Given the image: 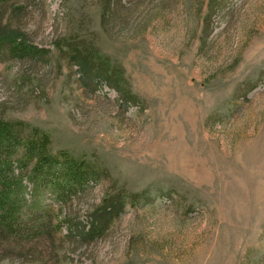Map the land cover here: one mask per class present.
<instances>
[{"label": "rangeland", "instance_id": "374dc122", "mask_svg": "<svg viewBox=\"0 0 264 264\" xmlns=\"http://www.w3.org/2000/svg\"><path fill=\"white\" fill-rule=\"evenodd\" d=\"M216 1L209 17L210 0L32 3L22 27L50 53L0 60V119L101 178L48 197L56 216L126 205L98 242L62 226L38 247L0 242V264H264V0ZM81 49L100 78L81 79Z\"/></svg>", "mask_w": 264, "mask_h": 264}, {"label": "trees", "instance_id": "16d2710c", "mask_svg": "<svg viewBox=\"0 0 264 264\" xmlns=\"http://www.w3.org/2000/svg\"><path fill=\"white\" fill-rule=\"evenodd\" d=\"M35 1L0 0V60H41L50 53L29 41L20 21ZM218 3L210 0L208 17ZM106 4L109 13L129 11L126 0H107ZM15 15L18 22L13 19ZM76 58L83 81L87 82L94 76L100 78L103 69L94 65V59L86 51L81 49ZM106 72L110 82L111 72L109 69ZM24 125L0 119L2 247L21 250L28 246L38 247L49 240L54 241L63 227L68 237L74 234L81 243L90 244L104 239L114 220L123 214L126 204L119 198L107 199L103 205L89 210L81 220V226L75 224L68 213L56 216L48 197L64 206L79 192L82 195L91 184L99 183L101 178L85 163L69 158L66 153L53 154L50 136L40 129L26 131Z\"/></svg>", "mask_w": 264, "mask_h": 264}]
</instances>
